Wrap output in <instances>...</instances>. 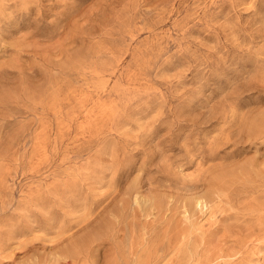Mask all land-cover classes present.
Listing matches in <instances>:
<instances>
[{"label": "rangeland", "instance_id": "374dc122", "mask_svg": "<svg viewBox=\"0 0 264 264\" xmlns=\"http://www.w3.org/2000/svg\"><path fill=\"white\" fill-rule=\"evenodd\" d=\"M0 264H264V0H0Z\"/></svg>", "mask_w": 264, "mask_h": 264}]
</instances>
